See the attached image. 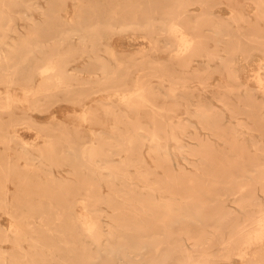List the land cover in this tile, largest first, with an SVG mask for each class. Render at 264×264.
<instances>
[{"label": "bare ground", "instance_id": "6f19581e", "mask_svg": "<svg viewBox=\"0 0 264 264\" xmlns=\"http://www.w3.org/2000/svg\"><path fill=\"white\" fill-rule=\"evenodd\" d=\"M67 1L44 0V7L38 0H0V144L6 147L0 153V210L12 219L10 229H0V242L12 244L11 252L0 246V264H264V146L250 141L256 151L250 157L247 143H239L245 132L264 136V99L256 102L240 83L233 61L245 56L243 40L261 52L256 83L264 96V0H251V22L240 13L216 15L205 3L191 12V4L179 2L169 7L175 12L166 13L167 24L135 14L86 24L83 16L64 14ZM80 1L78 10L102 7ZM17 20L26 22L25 32ZM254 22L258 27L249 25L246 38L241 24ZM130 31L150 37L166 32L172 42L164 47L177 69L152 61L143 49L129 55L130 67L124 65L117 57L126 53L103 35ZM163 39L154 37L151 50L162 49ZM213 61L232 83L219 86L225 90L217 95L220 109L197 95L198 87L213 85L206 68L194 63L208 68ZM132 71L140 75L127 82ZM103 92L107 98H94ZM162 96L167 102L159 104ZM233 96L245 101L234 107ZM59 102L77 108L68 117L105 129L90 130L87 139L82 128L54 116L37 120ZM17 111L21 116H14ZM225 113L235 125L223 124ZM24 131L34 132V141L24 140ZM201 131L229 142L228 148L216 149ZM145 147L153 171L144 161ZM176 155L198 159L194 177L169 171ZM158 169L168 170L163 178ZM12 178L18 189L10 204Z\"/></svg>", "mask_w": 264, "mask_h": 264}, {"label": "rangeland", "instance_id": "374dc122", "mask_svg": "<svg viewBox=\"0 0 264 264\" xmlns=\"http://www.w3.org/2000/svg\"><path fill=\"white\" fill-rule=\"evenodd\" d=\"M40 3L43 4V6L45 5L44 0H38ZM179 2H184V3H189L191 4V6H189V10L191 12H195L198 13L201 10V3H205L207 6H209L212 10L213 13H215L216 15L219 16H223V17H229V15H231V13H240L243 14L245 16H250V22L255 20L254 15H255V9L252 7V1L251 0H81L80 1V5L83 6H93L96 5L97 6H102L99 8H93V9H88L85 8L84 10H78L75 5L76 0H68L67 1V10L64 14H66L69 18H75V17H80L83 16L85 18V23H95L96 20L100 21L101 19H105L108 20L106 18H109L110 15L113 14H117L119 15V17L125 16V17H131L134 14L137 15V17H142V18H146V17H154L156 19H166L168 23V19L169 17L166 15V13L174 11L175 9L169 8V7H173L175 4H179ZM82 3V4H81ZM129 5V7H125V5ZM115 6L114 8L110 7V6ZM173 5V6H171ZM108 6V7H107ZM152 6H155L152 8ZM45 7V6H44ZM23 10L19 11H14V15L16 16H21V14H23L22 12ZM80 12H82L83 14H80ZM35 13L34 16L35 17H40V15L37 12H33ZM16 24L19 26V28L25 32V27H26V22L23 20H17ZM244 27V31L243 33L245 34L246 38L248 36L251 35V33L246 30L247 27L249 25H251V27H258L256 22L254 23H245V24H241ZM230 27V31L234 30V27L232 25L229 26ZM250 27V28H251ZM263 28H261V31H264V25L262 26ZM55 29L57 30V27L55 26ZM148 32L145 31H135V32H126V33H109L106 32L105 36L103 35V40H106V42L108 44H111L115 50L119 53H126L125 56L119 55L117 57V59L122 60L123 64L126 65L127 67H130L131 62L129 55L133 54L135 52H137L138 50H146L149 55L152 57V61L155 62H159L163 65H167L170 69H177V64L174 62L171 63V59L168 53V48L164 47V42H172L171 39H169V36L166 34V32L164 33H159L157 32L156 34H154L152 37H150V35ZM157 35H162L164 37V41H162L160 43V47L162 49H157L155 51L151 50L152 48V43H153V38L156 37ZM237 36V35H236ZM166 39V40H165ZM242 44L245 46L242 51L245 53V56L239 55V56H234L233 57V61H234V65L236 64V67L238 69V77H239V81L240 83L248 86L249 90H251V92L255 93L254 96V100L256 102H261L264 99V96L261 95V93H259L258 87H257V83H256V76L259 75L260 73L263 72L262 70V64H263V56L261 54V52H259L258 50H255L252 46L251 43H249L246 40H243ZM210 45H213V43L211 42ZM137 59V57H135ZM198 62H200V58H197ZM114 63V61H112ZM136 63V62H135ZM194 65L196 67L201 66V68H206L207 73L206 75L210 78V82L213 85V88L208 89V90H204L201 87H198V92L197 95L200 93V98L202 101L207 102L208 104L212 105L214 108H222L221 104L219 103V101L217 100V95L218 94H222L225 92V90L219 86L222 85H228V84H232L227 78H226V73L222 72L219 69V63L217 61H213L210 63L209 67L207 68L205 64L201 65L199 63H194ZM176 75H180V72L175 71ZM138 75H140V73H136L134 71H132V73H130V75H128V81L130 82L132 79H135ZM86 76V75H85ZM153 83H159L158 79H154L152 81ZM163 93H165L163 89H161ZM3 90H0V93ZM204 91V92H203ZM16 94L18 93L17 91H15ZM108 94H105V92L100 93L98 95H95L94 98L95 99H105L107 98ZM242 96V95H241ZM241 96H233L231 97L232 99V104H234V107H237L235 103H237V101H245L244 97ZM165 96L160 97V99H158V103L159 104H164L165 102H167L165 99ZM196 101V100H195ZM184 107L181 108L180 111V116L182 115V111H183ZM77 110V108L75 109ZM74 108L72 107L71 104L66 103V102H59V103H54L52 104V106L49 108L48 112L43 113L41 115H36L37 120H39L40 122H46L49 121V119L52 118V116L60 119V120H64L66 121L70 127H74V126H79L80 128L83 129V136L86 137L88 139L89 134L88 132L90 130H100V129H105L102 128L101 126H99L98 124L96 125V123H84L81 122L79 120L74 119L73 117H68L70 115H72V113L75 111ZM264 114V111H263ZM127 115L131 118H134L136 116L135 112H127ZM141 116H149L150 113H146V112H142L140 113ZM15 117H19L21 116V112L17 111L16 115H14ZM146 116V117H147ZM242 117H244V115H240ZM4 117L7 118V114L4 115ZM225 117L226 120L224 121V125H235L236 124V120H232L230 119V115H228V113H225ZM147 122V121H145ZM106 124L108 125V123L106 122ZM249 125H252L253 123L250 122L248 123ZM250 133V132H248ZM201 139L205 140V141H210L211 143H213V145L216 147V149L218 150H224L228 148V144L229 142H226L225 140H221L219 138H216L214 136L209 135L207 132L205 131H201ZM23 139L26 141H34L35 139V133L32 131H24V135H23ZM189 147L194 149L197 148L198 146V142L196 140L193 139H186ZM250 141H254V142H260L263 146H264V136L262 135V137H260V132H251L250 135L247 134V132H245V136L240 137V141L239 143L243 144V143H247V145H250ZM83 142V141H82ZM81 142V143H82ZM40 143H42V141H40ZM5 146H3L2 144H0V153L3 152L5 150ZM146 147L144 148L143 151V158L145 163L151 167V170L153 171V160L151 158H149L146 155ZM12 153V151H10ZM256 151L254 149V147L249 146V151H248V155L250 157L255 156ZM179 157V158H178ZM233 160V159H232ZM198 163V159L197 158H190L189 161H184L181 159V157L179 155H176V158H174L173 161V169L169 171H171L173 173V175H178L181 170L183 171V174H185V176H191L194 177L196 172H195V165ZM68 168L63 169V171H68ZM132 170V169H131ZM168 170H156L154 172H156V175L158 178H163L164 174L167 172ZM70 172V171H69ZM190 173V174H189ZM66 176V175H65ZM69 179L72 180H78L77 177L74 176H68ZM43 179H46V177H43ZM74 180V181H75ZM15 179H11L10 182H8L7 184V188H8V198H9V202L8 203H14L13 202V197L16 195V190L18 189V186L15 185ZM207 184V183H206ZM205 183H203V185L206 186ZM77 187V186H76ZM34 188V187H33ZM73 188V187H72ZM101 189L103 190V194L106 195L108 194V186L107 185H102ZM80 197H82L81 194H79L76 198L79 199ZM48 204V203H46ZM229 206H231V203L229 202ZM104 210L107 213H111L110 209H107L106 207H103ZM46 210H44L45 212L49 211V208H45ZM80 207H77V211H80ZM63 210H66V208H63ZM67 211V210H66ZM11 222L12 219L6 215L5 210H0V229L2 230H8L11 227ZM0 246L1 248H3L4 250H7L8 252H11V248H12V244L10 243V241L6 242H0Z\"/></svg>", "mask_w": 264, "mask_h": 264}]
</instances>
